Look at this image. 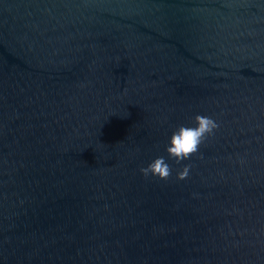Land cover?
<instances>
[{
	"label": "water",
	"instance_id": "water-1",
	"mask_svg": "<svg viewBox=\"0 0 264 264\" xmlns=\"http://www.w3.org/2000/svg\"><path fill=\"white\" fill-rule=\"evenodd\" d=\"M0 264H264V0H0Z\"/></svg>",
	"mask_w": 264,
	"mask_h": 264
},
{
	"label": "clouds",
	"instance_id": "clouds-1",
	"mask_svg": "<svg viewBox=\"0 0 264 264\" xmlns=\"http://www.w3.org/2000/svg\"><path fill=\"white\" fill-rule=\"evenodd\" d=\"M218 122L210 116L196 114L191 125H178L169 134L164 145V154L153 157L139 168L145 178L167 180L171 175L169 161L179 164L187 161L198 152L199 146L218 128ZM190 170L189 164H184L177 173L178 179L185 178Z\"/></svg>",
	"mask_w": 264,
	"mask_h": 264
}]
</instances>
